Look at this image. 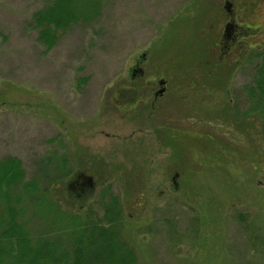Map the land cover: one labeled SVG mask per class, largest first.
Segmentation results:
<instances>
[{
	"label": "rangeland",
	"instance_id": "obj_1",
	"mask_svg": "<svg viewBox=\"0 0 264 264\" xmlns=\"http://www.w3.org/2000/svg\"><path fill=\"white\" fill-rule=\"evenodd\" d=\"M53 1L0 0V160L40 190L72 170L51 189L84 220L115 195L139 264H264V0H105L47 48ZM42 214L34 233L59 230Z\"/></svg>",
	"mask_w": 264,
	"mask_h": 264
},
{
	"label": "trees",
	"instance_id": "obj_2",
	"mask_svg": "<svg viewBox=\"0 0 264 264\" xmlns=\"http://www.w3.org/2000/svg\"><path fill=\"white\" fill-rule=\"evenodd\" d=\"M104 2L54 0L35 13L40 40L47 48L53 47L58 29L96 17ZM250 27L256 31L260 26ZM258 69L257 88L250 89L255 100L251 110L264 114V59ZM58 173L56 177L46 176L49 182L40 190L39 180H25L20 159L10 156L0 160V264H139L134 250L118 237L119 199L111 195L110 203L105 204L108 213L101 220H91L87 213L85 220L77 213L68 215L51 186L61 184L60 180L72 170L58 169ZM30 207L36 214L43 213L45 219H51L59 230L34 233L26 218Z\"/></svg>",
	"mask_w": 264,
	"mask_h": 264
},
{
	"label": "flooded vegetation",
	"instance_id": "obj_3",
	"mask_svg": "<svg viewBox=\"0 0 264 264\" xmlns=\"http://www.w3.org/2000/svg\"><path fill=\"white\" fill-rule=\"evenodd\" d=\"M229 4H230V2L228 1L227 4H226V7L230 11L231 10V5H229ZM227 26H228V28H227ZM227 26H226V28H227L226 29V38L233 36L232 39H236V35H237L236 34V30L238 28L237 24L235 25L234 23L230 22ZM135 72H140L142 74L143 70L142 69H140V70L135 69ZM158 84H159V86L161 88L155 92V94H154L155 99L159 98L161 96H164L165 93H166V80H164L163 78H160L159 81H158ZM161 90H164V91L161 93L160 92ZM80 178H82V177H80ZM86 184L92 185L93 184L92 183V178H88V177L85 178V181H83L82 186H85Z\"/></svg>",
	"mask_w": 264,
	"mask_h": 264
},
{
	"label": "water",
	"instance_id": "obj_4",
	"mask_svg": "<svg viewBox=\"0 0 264 264\" xmlns=\"http://www.w3.org/2000/svg\"><path fill=\"white\" fill-rule=\"evenodd\" d=\"M227 28H228V26H227ZM227 28H226V29H227ZM163 91H164V90H161L160 92L162 93Z\"/></svg>",
	"mask_w": 264,
	"mask_h": 264
}]
</instances>
